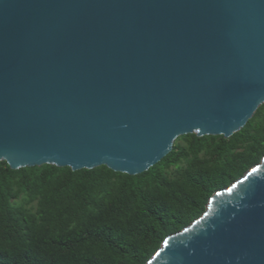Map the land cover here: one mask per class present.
<instances>
[{"label": "water", "instance_id": "1", "mask_svg": "<svg viewBox=\"0 0 264 264\" xmlns=\"http://www.w3.org/2000/svg\"><path fill=\"white\" fill-rule=\"evenodd\" d=\"M264 103V0H0V161L147 171ZM146 264H264V156Z\"/></svg>", "mask_w": 264, "mask_h": 264}, {"label": "trees", "instance_id": "2", "mask_svg": "<svg viewBox=\"0 0 264 264\" xmlns=\"http://www.w3.org/2000/svg\"><path fill=\"white\" fill-rule=\"evenodd\" d=\"M264 156V103L229 138L179 136L147 171L0 161V264H146Z\"/></svg>", "mask_w": 264, "mask_h": 264}]
</instances>
